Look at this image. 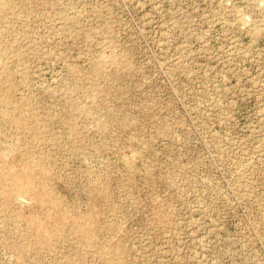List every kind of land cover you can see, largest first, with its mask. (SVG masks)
<instances>
[{"label": "rangeland", "instance_id": "obj_1", "mask_svg": "<svg viewBox=\"0 0 264 264\" xmlns=\"http://www.w3.org/2000/svg\"><path fill=\"white\" fill-rule=\"evenodd\" d=\"M0 264H264V0H0Z\"/></svg>", "mask_w": 264, "mask_h": 264}]
</instances>
